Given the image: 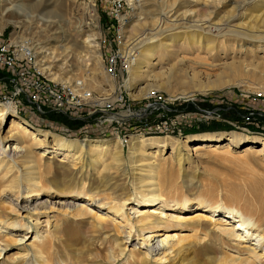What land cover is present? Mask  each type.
I'll list each match as a JSON object with an SVG mask.
<instances>
[{
    "label": "bare ground",
    "instance_id": "1",
    "mask_svg": "<svg viewBox=\"0 0 264 264\" xmlns=\"http://www.w3.org/2000/svg\"><path fill=\"white\" fill-rule=\"evenodd\" d=\"M140 1L129 0V3L136 6L135 4ZM185 2H197V5L204 9L203 13L208 15V19L206 15H203L205 19L200 20L202 23L188 24L193 21L195 14L200 15L198 11L188 8L187 5L188 10L182 12V9L181 13L174 12L176 5L181 7L186 3L182 0H174L170 3L168 0L167 9H170L166 11L163 9L164 13L161 17L153 18L152 28L148 31L137 35V30L140 28L139 22L136 24L137 29L132 27L130 22L121 25L120 52H125V57L131 58L126 89L131 92L137 89L140 81H147L146 85L133 92L132 96L137 98L148 94L150 96L152 94L150 90L154 87L169 90L176 93L175 95L177 93L183 96L208 94L233 86L241 80L240 75L236 74L239 81L222 76L217 80L204 81L200 77L202 73L194 70L192 74L188 73L190 77H193L191 80L193 83L187 84L181 90L173 89L162 81L168 79L170 82L173 76L170 75L173 72L182 71V69L174 68L173 65L175 66L176 63L183 65L185 60L182 57L178 58L180 54L177 51L180 49L186 51L185 48L194 49V51L197 49L200 52L199 55L205 52L204 56L208 53L219 57L221 63L217 65L220 66L225 65V60L222 61L223 56L222 58L219 56L220 51L232 50L235 55L229 58L233 61L240 56L253 54L254 62L250 63L245 71H263L262 77H264V0H187ZM229 4L233 6L228 10ZM39 6L40 4L33 5L35 9ZM28 7L17 3L16 0H0V16L3 17L5 11V14L10 13L13 17H21V15L31 17ZM54 11L51 9L46 16L48 14L49 17H56ZM222 12L225 14L222 15ZM187 14L191 17L187 18ZM197 15L195 16L198 17ZM237 20L243 21L236 23ZM6 21L8 24L22 26L23 20L11 18ZM51 22L59 23L55 19ZM184 22L186 24L182 25ZM66 40V38L62 39L63 42ZM19 41L25 42L20 39ZM83 41L86 45V54L80 56L91 60L92 50L100 46L96 32L88 33ZM176 43H179V50L175 51ZM68 44V41L55 44L51 50L54 53L67 54L71 49ZM21 53L26 54L25 49ZM168 58L180 60L165 68L163 60ZM106 63L111 66V57L106 58ZM37 65L45 71L51 70V66H46L45 61L40 59ZM208 65L212 64L208 63ZM59 70L60 68L49 72L54 80L64 79ZM87 70L91 71L88 78L82 75L77 78V81L81 79V84H85L88 90L98 88L100 76L96 72V65L89 66ZM113 73L116 74V72ZM109 79L113 87L115 79L113 76ZM63 82L68 83V79ZM239 83L244 84L242 81ZM63 90H67V86L63 85ZM73 91L80 92L74 89ZM81 95L88 97L84 91H81ZM16 104L13 100L0 101V224L13 226L17 221H24L23 226H26V230L34 232L35 235L30 244L31 256L28 246L24 247L23 253L2 256L4 249L18 246V238L0 230V264L2 262L5 264H55L56 259L60 261V264H262L264 262V257L257 248L245 244L252 239H256L257 246L264 244V219L257 218L258 224L254 228V233L250 231L252 227L249 228L248 218L243 213L233 214L232 211H228L224 212L226 215L217 218L215 211L217 212L219 207L208 208V201L203 196L195 198L194 202L190 201L186 195L180 197L179 187L172 179L175 173L180 174L182 171L186 173L187 165L194 162L193 156L196 154L219 149L231 151L232 154L246 141L243 155L254 154L264 158V139L256 142V139H244L236 133L221 135L206 133L198 137L189 136L179 141L172 137L146 138L142 133H137L138 135L129 140L131 155L126 160L123 145L118 141V137L108 141L97 140L95 143L87 138L81 141L72 140L56 132L41 130L18 114L19 107L17 108ZM8 123L10 126L5 132L3 127ZM9 141H16L20 145L14 150L12 148L8 150L4 147V143ZM50 143L53 149L63 150L66 156L82 163L80 168H72L73 166L58 162L55 164L52 159L44 160L45 154L37 149ZM258 143L260 144L256 146L255 144ZM166 148L171 149L168 157H165ZM146 167H149V171L145 170ZM158 168L164 171L166 177H169L166 182L158 179V171H156ZM119 172L123 175L130 173L129 176L133 177L131 188L123 187L117 190L114 184L110 185ZM142 176H152L153 179L147 182ZM46 183L51 184L54 192L60 196L84 195L89 200L99 202V205L101 203L107 206L109 212L100 213L80 204L72 206V203L66 201L58 203L64 207L63 210L54 212L55 209L48 200L37 201L33 205L31 203L22 205L23 211L20 212L21 209H16L13 204L6 206L3 200L7 193H12L18 199L22 197L28 202L27 199L48 191L44 190ZM157 205L171 209L170 213L166 211L161 215L158 214ZM262 205L264 208V201ZM191 209H194L193 214L188 215ZM176 210L185 211V213H178ZM212 211L215 214H212ZM117 217L123 218L125 226L116 222ZM75 227L78 230H84L86 238H89H85V245L81 248L71 247L63 233L66 228ZM173 228L178 230H173L175 234L169 235L168 233L172 231L170 229ZM122 233H125L123 238ZM147 233H150L148 237H146ZM165 233L168 235L161 241L155 240V237ZM135 235L141 237L142 243H139V246L133 243L132 238ZM97 241H99L98 244ZM145 242H151V244L145 246L144 250ZM62 245L66 248L64 249ZM228 248L236 251H229ZM153 253L158 256L151 257ZM196 256H201L204 261H196ZM32 258L34 261H31Z\"/></svg>",
    "mask_w": 264,
    "mask_h": 264
},
{
    "label": "rangeland",
    "instance_id": "2",
    "mask_svg": "<svg viewBox=\"0 0 264 264\" xmlns=\"http://www.w3.org/2000/svg\"><path fill=\"white\" fill-rule=\"evenodd\" d=\"M17 3L25 4L28 7V11L31 14V17L22 16H12L10 13H3V17L0 16V36H4L5 29L7 32L16 31L18 38L21 41H25V45H28L27 42L31 43L30 45L35 49V66L38 67L39 70L45 72L46 79L52 81L54 85H59L63 83L64 86H67V90H70L71 83H74L79 76L85 75L88 78V74L91 72L87 70L89 66L96 65V72L100 76V81L98 88L88 90L86 85L83 84V88L86 89L83 91H91L96 98L97 104L105 103L106 99H114L113 93H118L120 89V80L116 74L112 72V69L106 63V58L103 57L107 55V41H100L99 35L101 31H104V28H107V24L109 23V19L107 16V0H16ZM37 1V2H36ZM114 2L120 3H127V11H128V19L124 20L123 22H117V30H119V34H116L114 39V47L120 51L121 48V32L120 28L121 25L125 22H130L132 27L137 29L136 24L139 22V30H137V35L142 34L145 31L151 29L153 22V18L161 17L164 13V10H169L168 8V0H141L137 2L135 5L132 6L129 3V0H111ZM166 1V2H165ZM174 0H169V2H173ZM187 0H182V2L186 3ZM181 2V1H180ZM48 5H47V4ZM167 3V4H166ZM40 4L38 9H35L33 5ZM167 5V6H166ZM193 8L194 10L198 11L200 15L193 16V21L188 24H199L202 23L200 20L203 18L208 19V15L203 13L204 9H201L200 5H197V2H187L184 6L179 7L176 5L177 8L174 9V12H180L181 10L186 11L187 8ZM230 6L227 8L232 9L233 4H229ZM190 6V7H189ZM46 7V8H45ZM171 7V6H170ZM184 7V8H183ZM172 8V7H171ZM186 8V9H185ZM5 10V7H3ZM2 9V10H3ZM54 9L56 17H49L46 13ZM164 9V10H163ZM200 9V10H198ZM176 10V11H175ZM178 10V11H177ZM205 12V11H204ZM225 12H222L224 15ZM1 15V11H0ZM123 11H115V19L116 20H123ZM191 15V14H190ZM221 15V16H222ZM189 14H187L188 18ZM174 16H172L173 18ZM191 16H189L190 18ZM16 18L17 20L22 19V26H15L14 24H8L7 19ZM171 18V19H172ZM53 19L59 21L54 24ZM187 21V20H185ZM200 21V22H199ZM243 20H237L236 23H240ZM186 22H184L185 25ZM130 27V28H132ZM130 28H127L128 30ZM96 32L97 40L99 42V48L93 49L91 52L90 58L91 60H87L80 55L86 54L85 52V43L84 38L88 33ZM67 39L68 45L71 47L70 52L67 54H60L54 53L51 48L53 45L58 43H66L62 41V39ZM106 42V43H104ZM179 43H176V49L179 48ZM180 49L179 57L183 58L185 62L176 63L174 66L173 63L180 60V59H164L163 66L166 68L173 65V67L177 69H182L181 72H173L170 76L172 79L168 82L166 79L164 82L166 85L168 84L173 89H184L187 84L193 83L191 81L193 77H190V74L195 70L196 72H200V77L204 81L210 80H217L218 78L226 77L227 79H232L233 81H239V77H236V74H239L241 77L242 83H236L233 86H228L222 90H215L209 92L208 94H193V96H183L175 95L176 93L170 92L169 90L154 87L152 94L145 95L142 98H137L132 96V93L141 89L144 85H146L147 81H140L137 84V89H133L127 91L129 93V100L132 105L140 106L141 104H150V103H157L161 102V104H171V100L174 99V102H193L201 108H210L215 109L216 107H220L215 114L214 120H211V115L205 112H197L198 107L193 104H186V113L188 114H195V122L193 124H186L185 125V133L180 132L179 135L177 133H156L150 132L145 130L144 127H135L133 129H126L122 130V137L129 142V140L133 137L138 135L137 133H142L143 137L150 138V137H172L174 140L183 141L187 137H198L201 134L206 133H217L221 135L223 133H236L239 136L243 137L244 139L253 138L256 139L258 142L259 140L264 139V77H262L263 71H256V70H249L245 71V68L253 61L252 58H255L253 54L251 55H244L237 58L233 61L231 56H234L232 50H228L227 52L220 51L219 56H223V60H225V65H217L220 64L219 57L211 56L208 53L204 56L205 52H201V55L198 53L199 50L185 48ZM179 50V49H178ZM23 53H20L19 56L23 57ZM100 55V56H99ZM226 56V57H225ZM239 55H237L238 57ZM175 58V57H174ZM40 60L45 61L46 66H51V70L47 69L46 71L43 70L37 62ZM93 63V64H92ZM208 63L212 64L211 66ZM214 63V64H213ZM88 65V66H87ZM56 67V68H55ZM87 67V68H86ZM225 67H227L225 69ZM58 71L61 75L63 80H54L52 76H50L51 71ZM164 68V70H165ZM185 72L183 73V71ZM187 72V73H186ZM1 75V74H0ZM109 75V76H108ZM113 76L115 79L114 86L112 87V82L110 81L109 77ZM228 76V77H227ZM261 77V79H260ZM68 79V83L65 81ZM129 79V71L128 76H125V86L127 80ZM70 80V81H69ZM114 82V81H113ZM150 83L152 81H149ZM161 83V82H159ZM112 84V85H111ZM160 85V84H158ZM163 85V83H162ZM240 85V86H237ZM164 86V85H163ZM172 89V91H173ZM77 90V89H76ZM149 90V89H148ZM147 90V91H148ZM147 94V93H146ZM165 94V97H163ZM227 94V95H225ZM229 94V95H228ZM232 95V96H230ZM190 96V97H189ZM254 96V98H253ZM189 97V98H188ZM155 98V99H154ZM251 98L256 99L257 101L261 100V103H253L251 102ZM1 102L3 98H0ZM99 101V102H98ZM102 101V102H101ZM241 101H247L244 103H240ZM184 104V106H185ZM17 105V104H16ZM101 106V105H100ZM27 106H22L25 108ZM18 108V106H17ZM20 109V107H19ZM125 112H122L124 114ZM22 118L26 119L32 126L41 130H47L51 132L59 133L63 136L68 137L72 140H83L86 138L82 137H89L84 133L82 136L73 137L62 129H69L66 132H78L80 127H82L85 123L82 121H75L65 115L58 114L55 112H46V113H39L37 111H30L27 112L19 111L18 113ZM100 115H98L97 119H100ZM172 119H179V112H172ZM9 123L3 127L4 131H8ZM159 132H166L168 131V124H160L159 121H149L146 122V129H158ZM83 133V132H82ZM117 136H103L102 138L98 139H89L97 143V140L108 141L112 139H116ZM227 137V136H226ZM118 141L121 142L123 145V153L126 160L129 159L130 148L129 145H125L123 140L118 137ZM244 144H247V141L243 143V145H239L235 149L234 152L231 151H224L223 149H219L218 151L215 150L213 152L207 150L205 153H198L193 156V163L191 165H187L188 169L184 173L183 171L180 174L175 173L174 178H172L177 183L178 188V195L182 197L183 195L188 196L190 201H195V198L203 196L208 201L207 206L210 208L211 206L219 207L217 209L216 217L220 218L222 215H226L228 211H232L233 214L243 213L248 218V226L251 232L255 233V227H257L258 221L257 218L264 219V208L262 202L264 201V158H260L256 155H243ZM255 144L256 146L259 145ZM16 141H9L4 143V147L8 150L19 146ZM54 147L52 144H47L39 147L37 150L40 153H44V160L52 159V161L57 164H68L73 166L72 168L79 169L82 163L79 161H75L74 158L68 157L65 155L63 150L53 149ZM16 150V149H15ZM171 149L166 148L165 157L170 155ZM78 162V164H77ZM76 163V164H75ZM76 165V167H75ZM198 167V168H197ZM145 170L149 171V167H146ZM78 171V170H77ZM91 171V170H90ZM158 171V179L162 180V182H166L169 177H166L163 170L160 168L156 169ZM148 173V172H146ZM122 173L119 172L117 177L110 182V185L117 187V190L121 188H131V184L133 181V177L129 176L130 173L127 175H121ZM130 178V179H129ZM143 179L151 181L153 178L152 176H142ZM155 180V179H154ZM115 181V182H114ZM127 181V182H126ZM112 183V184H111ZM116 183V184H115ZM126 183V184H125ZM129 183V184H128ZM144 185H147L143 183ZM51 184L46 183L44 184V190L47 189V192H41L42 194L38 195L37 197H31L27 201L13 195L12 193H7L4 196V201L6 206H13L20 210L22 205H26L31 203L32 205L37 201H49V204L53 206L55 210L54 212H58L59 210H63L64 207L59 205L58 203L62 202H70L72 206H86L90 209H95L98 212L106 213L109 212L107 206H103L99 202L89 200L84 195H70L67 197H63L58 195L52 187ZM118 185V186H117ZM127 185V186H126ZM130 185V187H129ZM126 186V187H125ZM120 188V189H119ZM46 191V190H45ZM182 192V193H181ZM1 201V200H0ZM12 202V203H11ZM97 202V203H96ZM149 209V208H147ZM156 210L158 214L161 215L162 212L168 211V208L163 206L157 205ZM174 210V209H172ZM212 210H216L213 209ZM21 209L20 212H22ZM129 211V210H128ZM177 211V210H176ZM194 209L189 210L191 212L188 215L193 214ZM178 213L185 211L178 210ZM226 212V213H224ZM215 214L214 211L211 212ZM113 217V216H112ZM28 222L27 220H25ZM18 222V221H17ZM16 222V225L7 226L0 224V230L3 233H10L11 235L18 238V246L9 247L8 249H4L2 256H14L17 254L23 253L24 247L28 246L31 256V242H33L34 232L26 230V226H23V222ZM116 222L119 225L125 226L124 220L122 217H117ZM30 225V224H28ZM7 226V227H6ZM33 231V228H31ZM168 234L174 235L175 231L178 230L177 228L170 229ZM180 230V229H179ZM184 230V229H183ZM84 231V230H83ZM75 228H66L64 230L65 239L69 241L71 244L70 246L73 248H81L85 245L86 234ZM179 232V231H177ZM164 233V232H163ZM259 233V232H258ZM150 233L146 234L148 237ZM165 233L162 236L155 237L158 241L165 238ZM180 234V232L178 233ZM257 234V233H256ZM121 237H125V233L121 234ZM86 238V239H85ZM133 243L138 244L142 243L141 237L134 236L132 238ZM264 241V239H263ZM97 244L99 241L96 242ZM236 243V242H235ZM29 244V245H26ZM143 249L145 250L148 244L151 242H145ZM147 244V245H146ZM161 244V242H160ZM247 246L257 248L258 252L262 254L264 257V244L263 245H256V239L249 240L245 243ZM130 245V244H129ZM65 249L66 247L62 245ZM132 247V246H130ZM229 251L235 252L236 250L233 248H228ZM6 251V252H5ZM66 251V250H65ZM159 254V253H158ZM237 255V253H236ZM158 255L153 253L151 257L155 258ZM201 256H196V261H202L203 258ZM31 261H34L33 258ZM57 262L55 264H60V261L56 259ZM204 261V260H203ZM202 261V262H203ZM2 264H5L2 262ZM264 264V262L262 263Z\"/></svg>",
    "mask_w": 264,
    "mask_h": 264
},
{
    "label": "built area",
    "instance_id": "3",
    "mask_svg": "<svg viewBox=\"0 0 264 264\" xmlns=\"http://www.w3.org/2000/svg\"><path fill=\"white\" fill-rule=\"evenodd\" d=\"M107 16L109 23L104 31L100 32V41H107V55L111 57L112 72H117L120 80V89L118 93H113L114 99H106L105 103L97 104L94 94L90 91H84L87 98L81 95L83 84L81 79L71 83L70 90H63V83L54 85L52 81L46 79L45 72H42L35 66V49L27 42H20L17 33L13 30L0 36V98L3 101H15L19 111L27 112L34 110L39 113L55 112L65 115L75 121H82L85 124L80 127L78 132H66L69 129H62L65 133L76 137L84 133L90 139H98L103 136H117L127 142L122 137V130L133 129L135 127H144L145 130L156 133H177L185 131L186 124L195 122V114L186 113V104H193L198 107L197 112H205L211 115L214 120L215 114L220 107L215 109H201L195 102H174L171 104H141L132 105L129 100V93L126 91L125 76H128L130 70L131 58L125 57V52H120L114 47V39L117 30V22H123L128 19L127 3L114 2L107 0ZM115 11H123L124 19L116 20ZM30 48V49H29ZM25 49L26 54L19 56ZM138 51V49H137ZM74 90L80 92L74 93ZM84 89V88H83ZM86 90V89H84ZM165 97V94H163ZM254 98V96H253ZM251 98L253 103H261ZM247 101H241L244 103ZM185 104V106H184ZM101 105V106H100ZM122 112H125L122 114ZM172 112H179V119H172ZM120 114V115H119ZM100 115V119H97ZM123 115V116H122ZM159 121L160 124H168V131L159 132L158 129H146V122ZM83 132V133H82ZM82 134V135H81ZM82 137V138H89Z\"/></svg>",
    "mask_w": 264,
    "mask_h": 264
}]
</instances>
